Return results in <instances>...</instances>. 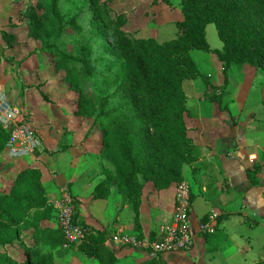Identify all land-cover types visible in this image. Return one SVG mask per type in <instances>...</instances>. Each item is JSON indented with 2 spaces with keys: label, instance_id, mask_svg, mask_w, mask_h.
I'll return each instance as SVG.
<instances>
[{
  "label": "trees",
  "instance_id": "obj_1",
  "mask_svg": "<svg viewBox=\"0 0 264 264\" xmlns=\"http://www.w3.org/2000/svg\"><path fill=\"white\" fill-rule=\"evenodd\" d=\"M112 1L35 0L19 7L17 17L24 38L39 44L28 56H50L53 69L62 71L68 89L76 92L72 114L92 119L83 137L99 130L98 155L112 167L104 165L105 178L93 187L92 199L107 198L116 186L123 203H131L138 227L144 184L151 182L156 191L178 185L184 181V166L195 161L183 82L200 79L201 98L228 111L222 95L231 67L246 64L264 72V0H181L176 34L161 42L130 36L123 28L126 15H111ZM209 24L215 26L220 49H211L207 42ZM8 25L9 30L0 33L3 49L20 41L14 32L17 23L10 18ZM194 49L216 55L222 67L221 85H213L198 71L191 56ZM8 137L0 125V154ZM257 172L255 164L247 167L251 184L258 183ZM53 214L40 170H20L8 191L0 193V264H53L52 255L38 249L42 243L55 248L65 242L59 228L43 223ZM80 226L88 228L83 220ZM30 229L32 244H26ZM105 239V230L90 229L75 248L101 264H114L117 257L104 245ZM159 262L148 259L144 264Z\"/></svg>",
  "mask_w": 264,
  "mask_h": 264
},
{
  "label": "crops",
  "instance_id": "obj_2",
  "mask_svg": "<svg viewBox=\"0 0 264 264\" xmlns=\"http://www.w3.org/2000/svg\"><path fill=\"white\" fill-rule=\"evenodd\" d=\"M2 51L3 49L0 45V85L14 107L18 108V103L23 98V102L27 106L25 107L26 111L28 108L32 109L30 105H33V103L28 98L35 97V91L33 92L25 87L21 94L18 91L16 92L14 89L15 82L9 74L13 71L9 69L6 72L3 68ZM214 58L217 60L216 55H214ZM23 66L25 67L26 65ZM216 67L219 72V81H211V83L213 85H221L223 81L222 67L218 60ZM47 68L53 74H58L52 67L51 58ZM259 71L260 79L258 82L252 86L246 85L248 93L245 95H240L241 91H238L237 96L234 97L235 103L226 99V91L235 89L236 87L240 89L239 87L242 85L238 84L240 83V79L236 80L232 76H229V85L222 95L223 104L225 103L228 111L220 110L216 102H211L204 98L198 100L199 104L203 103L210 106L212 108L211 113H206L199 106V114H197L195 110H191L188 106L189 114L192 115L193 121L188 122L186 119L187 134L195 143V161L191 164V167L183 169L184 182L190 186L192 196L190 219L195 224L205 220L211 212H215L218 215L217 230L206 236H197L193 246L187 251L167 252L160 256L157 255L160 262L164 264H264V132H260L259 126L260 123L264 122V108H261L264 104L260 99L251 102L254 94L258 98L264 95V72ZM244 75L245 77L248 76L245 72ZM206 76L208 77L209 75ZM249 104L250 107L254 105L258 107L259 111L251 109L243 114L245 107L249 106ZM74 106L75 102L68 111L69 118H72V124L70 122L69 125L75 126V124H78L76 126L78 131L73 132L72 135H75L77 132L82 135L84 131H87L90 124L88 122L79 124L78 117L72 114ZM28 113L30 112L28 111ZM258 114L261 115L262 121L257 117ZM53 115H55L54 119L56 121H61L64 118L60 111L53 113ZM30 123L36 128L35 113H31ZM46 125L49 126L50 124ZM37 131L41 137L42 146L40 152L36 155L34 154L24 159L10 160L8 159L9 157H5L6 155L3 152L0 154V190L5 189L2 192H7L16 174L26 167H32L40 170L41 182L49 200L50 197L58 196L63 189L66 190V186H69L71 196H76L75 198L82 203L79 182L86 180L88 191L91 194L96 183L105 178V174L99 169V131L96 129L93 135V139H95L93 141L94 145L90 144L89 140H86L78 146V154H75V157L71 160L72 167L74 168L77 161L92 155L96 161L94 165L96 169L91 168L90 170H97L95 178L88 175V178L79 179L75 174L77 173L75 168L74 177L64 179L61 182L54 181L57 178V174L49 177L45 174L47 169L44 166V158H46L45 152H51L57 148L59 142L57 138L61 140L63 132L55 133L56 137H54V135L49 136L44 127L40 126V129H37ZM69 136L71 135L69 134L66 137ZM65 146L61 148L62 151L70 147V145ZM76 146L74 145L73 147L77 148ZM254 164L258 167L256 174L257 184H251L246 173L247 167ZM81 172L85 171L82 170ZM175 188L176 185L171 184L165 190L156 191L150 182L144 184L139 204L138 227H136L133 220L131 203H123L116 186L111 187L108 198L102 200V204L99 206L101 209L97 208L96 213H102L100 215L102 218L101 222L106 226V223L110 221V218H107L110 215H105L106 208L111 205L109 203L110 200L117 199V205L122 208L121 215H118V218H123V221L120 220V222L112 225L109 229L112 230L115 226L119 225L125 227L130 232L140 235L149 233L159 225L171 221L174 209L173 197L175 195ZM113 189L116 190L115 197H112ZM200 196L203 198L202 201H199ZM113 204L115 205V201ZM82 216L84 221L92 218L89 211L87 215ZM106 227L102 230L106 231L107 236L109 229H105ZM218 231L221 232L220 236L213 238L212 236ZM111 250H113L117 259L126 255L134 256L136 260L135 264H144L148 260L144 254L130 248ZM160 262L158 264H162Z\"/></svg>",
  "mask_w": 264,
  "mask_h": 264
},
{
  "label": "rangeland",
  "instance_id": "obj_3",
  "mask_svg": "<svg viewBox=\"0 0 264 264\" xmlns=\"http://www.w3.org/2000/svg\"><path fill=\"white\" fill-rule=\"evenodd\" d=\"M32 2L34 3L35 0H22L19 3H15L13 0H0V33L1 31L9 30L10 27L8 25V22L9 19L11 18L13 19V22L17 23L18 25L17 31L14 30V32L17 33V35H19L18 37H20V41H18L12 47L7 49L2 48L3 68L6 72H8L9 69L13 71L12 73L9 74L15 82L14 89L16 90V92L18 91V93L21 94L23 92L22 90L25 87L29 88V90H32L33 92L35 91V97L28 98L30 101H32L33 105L35 104V106L30 105L32 109L28 108V110L26 111L25 107L27 106L26 104H24L23 98L20 100V103H18L19 104L18 109H20L23 114L25 113L26 119L30 122L31 113H35V121L38 123L35 124V127L38 130L40 129V126L44 127L49 136L61 132L62 128L64 129L62 131L63 134L61 136V140L57 138L59 142L56 149L58 151L54 153L45 152L46 153V158H44L45 164L43 163L47 169L46 172L44 170L45 174H47L48 177L52 176L53 174H57V178H55L54 181L61 182L64 181V179L74 177V169L76 168L77 173L75 174L79 179L85 177L88 178L89 177L88 175L94 176L95 178V174L97 170H90L91 168L96 169V167L94 166L96 161L92 155L86 156L83 160L77 161V164L75 165L74 168L72 167V163H71V160L75 157V154H78V150H79L78 146L80 144L84 143L86 140H89L90 141L89 143L94 145L93 141L95 139H93V135L95 134L96 131V129L90 131V134L86 136V138L83 137L84 133H86L85 131L82 135L79 132H77L75 135H72L73 132L78 131L76 128L78 124L77 125L75 124V126L69 125L72 118L71 119L69 118L68 111L71 109V105L75 102L76 92L70 91L68 89L67 82L63 80L62 71H59L58 74H53L47 68L48 63L50 62V58H49L50 56L41 53L38 54L37 56H33V58L28 56L29 53L32 52L35 47L39 46V44L36 40L25 39L26 32L23 24L20 23L17 17V12L19 7H23L26 4ZM168 2L169 3L167 4L163 0H113L110 3V7L112 10L111 15L114 16V14L116 13H123L126 15V21L123 28L128 34H130V36L134 38L153 37L157 41L161 42L175 36L177 31V28L175 26V21L182 18L181 0H168ZM205 33H206L207 42L211 47V49H218L222 46V43L217 36V32L214 24H209L206 27ZM191 56L195 61L198 71L201 74H203L205 77H207L206 75H209L207 78L210 80V82L219 81V72L216 67L217 60L214 58V55L205 53L201 50L194 49L191 50ZM23 65L26 66L24 67ZM249 67L250 66L248 65L231 67L229 76L230 77L232 76L236 80L240 79L239 80L240 83L238 84L242 85L239 87L242 90L236 87L235 89H230L226 91L227 100L229 99L231 102L235 103L234 97L237 96L238 91H241L240 95H245L246 93H248V91H246L247 90L246 85L249 84V86L250 85L252 86L255 85L256 82H258V80L260 79L259 76L260 74L258 73L260 72L259 69H256L254 67L251 68ZM17 69H19V71H17ZM244 72L248 75L246 76L247 79L244 75ZM203 88H204V84L200 79L187 80L183 82V89L187 94L186 106L187 107L189 106V108L191 110L193 109V111L195 110L197 114H199L198 111L199 106H201L208 114L211 113L212 111V108L210 106L204 105L203 103L199 104L200 102L198 100H202L201 97L204 92ZM257 99H260L261 102L264 104V95L258 98L257 95L254 94V97L252 96L251 98L252 100L251 102L257 101ZM261 108H264V105ZM251 109L257 112L259 111L258 107H256L255 105L253 107H250L249 104V106L245 107L243 114ZM28 111L30 113H28ZM52 111L53 113H57V111L58 112L60 111L64 116L63 120L61 121L57 120L58 124L56 119H54L55 115H53ZM257 117L261 119L260 121H262L261 115L258 114ZM45 119H47V121H45ZM50 119L51 121H49ZM77 119L79 120V124H83L85 122H88V124H90L92 120L91 118L86 116H82V117L79 116ZM186 119L188 120V122L193 121L191 114H188ZM48 123L50 124L49 126L46 125ZM259 126H260V132H264V122L260 123ZM78 133L80 134V136ZM69 134L71 136L66 137ZM54 137L56 136L54 135ZM68 145H70V147L65 149V151H62L61 148H63V146L67 147ZM72 145L73 146L77 145L76 146L77 148L73 147ZM39 152L40 150L35 152V155ZM3 153L4 155H6L5 157L7 158L9 157L5 153V151H3ZM8 159L12 160V158L10 157ZM99 162H100L99 164L100 171L104 168V165H107L108 167H112V165L109 162L102 161L101 159H99ZM186 167H189V165L184 166V168ZM82 170L85 171L86 173L85 172L80 173V171ZM79 184H80L79 190L81 195L80 199L82 200V203H80V201L75 198L76 196H73L74 198L71 196V192L69 191V186H66V190H64L65 193L70 195L74 214L76 213V218L74 219L73 217L76 225H80V222L83 220L82 215H87L88 211L92 215L91 219L85 220L88 229L94 230L97 228L102 230L104 229V227L108 225L109 226L106 227L105 229H109L111 228L112 225L120 222V220L123 221V218L121 219L118 218V215H121L122 208L117 205L118 200L116 199V200H110L109 203L112 206L108 204L110 206L106 208L105 215H110L107 217L110 218L109 219L110 221L106 223V226L102 224L101 222L102 218L100 217L102 213L101 212L96 213L97 211L96 209L100 208L99 206L102 204V200L104 199L93 200L91 198V194L89 193L88 187L86 185V180L79 182ZM186 185L188 186L189 195L191 196L190 186L188 185V183H186ZM177 187L178 185H176V188ZM176 188L174 192L176 191ZM4 190L5 189L0 190V192ZM115 191L116 190L113 189L112 197H115L116 195ZM60 194H58V196L55 197H50L51 200L50 203L52 204L54 200L60 197ZM202 199L203 198H201L200 196L199 201H202ZM173 200L175 203V196L173 197ZM114 201H115V205L113 204ZM131 212L133 214V211ZM53 215L54 216L52 217V219H49L48 221H44L43 223L52 228L60 229L55 209ZM215 230H217V225L215 227ZM111 231H112L111 229L108 230L109 235L111 234ZM30 233H31V229L26 232V235L24 237L26 244H32V241L29 239ZM220 234L221 232L218 231L212 237L218 238ZM76 243H69L68 247H63L62 244L60 246H56L55 248L42 243L38 246V249L42 253L51 254L53 257V264H101L97 259L93 257H88L82 252H80L78 249H76L75 248ZM13 255L17 256L19 254L15 253ZM135 262L136 260L134 259V256L126 255L122 258L116 259L114 264H135Z\"/></svg>",
  "mask_w": 264,
  "mask_h": 264
},
{
  "label": "built area",
  "instance_id": "obj_4",
  "mask_svg": "<svg viewBox=\"0 0 264 264\" xmlns=\"http://www.w3.org/2000/svg\"><path fill=\"white\" fill-rule=\"evenodd\" d=\"M0 125L9 134L4 151L12 159H24L33 156L41 149L42 141L33 125L26 119L20 109L9 101L3 87L0 85ZM252 158V157H250ZM62 190L60 197L52 202L65 241L69 243L84 240L90 229L76 225L73 220V207L70 195ZM175 203L172 219L161 224L149 233L142 235L128 231L123 226H115L111 234L106 236L104 245L109 249L130 248L132 250H147L157 255L167 252H182L189 250L197 236L215 232L217 214L211 212L203 221L195 224L190 219L189 189L185 182L178 184L175 191Z\"/></svg>",
  "mask_w": 264,
  "mask_h": 264
},
{
  "label": "water",
  "instance_id": "obj_5",
  "mask_svg": "<svg viewBox=\"0 0 264 264\" xmlns=\"http://www.w3.org/2000/svg\"><path fill=\"white\" fill-rule=\"evenodd\" d=\"M139 252L144 254L149 260H153L157 258V254L155 252H150L147 250H139Z\"/></svg>",
  "mask_w": 264,
  "mask_h": 264
}]
</instances>
